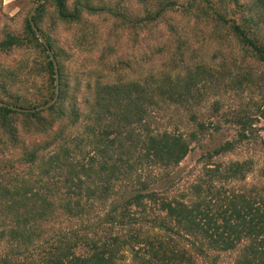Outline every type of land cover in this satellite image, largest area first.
<instances>
[{
    "label": "rangeland",
    "instance_id": "1",
    "mask_svg": "<svg viewBox=\"0 0 264 264\" xmlns=\"http://www.w3.org/2000/svg\"><path fill=\"white\" fill-rule=\"evenodd\" d=\"M39 1L0 0V42L9 36H17L24 41L19 47L0 48V99H6L7 93L20 96L23 108L39 107L49 101L53 93L51 75L45 70V55L30 40L26 30V19ZM88 1L95 8L104 10L97 13L84 11L78 21L64 22L57 17L55 6L49 1L41 25L52 44L54 55H58L63 85L69 91L66 117H69L75 101L78 103L79 121L72 123V120L65 119L46 130L44 123L38 124L34 120L26 125L21 120L19 122L24 124L18 125V142H13L0 130V178L20 176L40 182L51 180V185L57 183L47 197L54 205L55 215L34 224V229L41 225L39 242L43 243L42 246L55 244L59 236L84 234L85 229L91 238L103 235L106 227H89L103 221L114 201H121L123 195L131 194L144 185L148 186L147 193L154 192L165 201L184 200L189 204L195 200L192 185L206 179L209 168H224L240 162L247 164L246 178L234 183L216 180L215 188L223 186L226 190L236 187L257 191L264 187V62L223 21L235 20L254 40L264 45V8L259 9L255 0H240V5L230 0ZM66 2L72 9L76 0ZM168 2L173 5L154 21L129 23L156 16L158 9ZM111 12L125 14L127 22L120 21ZM124 85H138L147 97H152V93L158 97L157 106L148 108L141 125L135 127L137 132L141 128H151L154 135L177 133L188 140L191 133L197 134L196 140L190 142L188 156L179 166L166 170L146 163L134 166L131 162L124 167L121 157L115 154L121 143L97 156L98 146L102 150L107 149L105 145L116 134L103 135L105 130L113 129L111 122L114 119L101 113L97 133L89 135L93 126L89 119L91 106L101 88ZM167 87L174 89L169 91ZM163 90L167 93H161ZM42 116L43 119L51 117L49 113ZM102 139L104 143L99 144ZM121 139L122 144H129L128 139L123 140L124 135ZM72 142L78 145V152L73 151L75 154L68 162L77 164L84 161L86 164L96 154L99 160L97 169L105 163L108 168L112 164L122 165L118 179L111 182L114 190L106 202L92 198L88 202L89 193H83L86 198H73L74 192L78 191L72 190L64 181L69 178L72 168L55 166L51 169L54 179L42 178L48 158L63 152V145ZM226 143L233 145L230 152L210 158V153ZM138 148L141 153L142 147ZM33 149L40 150L35 164L26 162V152ZM139 152L133 161L139 157ZM124 158L129 159V156ZM49 168L48 164L46 169ZM108 174L103 173V178L107 179ZM91 180L87 179V184ZM72 198L79 205H85V215L72 217L65 206L61 207L66 199ZM161 203L162 200L158 199L156 202L145 200L146 213L139 207L134 208L137 223L121 233L124 236L139 234L142 238L146 234L160 236L166 242L174 239L194 253L192 243L201 246L200 242L179 233L174 220L160 210ZM160 217L166 218V224L172 231L152 227L151 222ZM248 243L245 241L229 252L207 251L209 257L205 260L194 256L201 264H235ZM8 244V241L0 242V261L13 254ZM80 250L83 248L77 252ZM22 261L23 257L14 256V263L21 264ZM121 264L136 262L126 252Z\"/></svg>",
    "mask_w": 264,
    "mask_h": 264
},
{
    "label": "trees",
    "instance_id": "2",
    "mask_svg": "<svg viewBox=\"0 0 264 264\" xmlns=\"http://www.w3.org/2000/svg\"><path fill=\"white\" fill-rule=\"evenodd\" d=\"M49 1L54 4L57 17L64 22L78 21L84 11L97 13L104 10L103 8H95L88 0H76L72 9L68 7L66 0H46L36 12L34 22L51 48H53L52 44L41 27L45 20L46 4ZM230 1L240 5V0ZM172 5L173 3L168 2L158 9L156 16H146L129 21V23L140 24L154 21ZM255 5L263 10L264 0H255ZM111 13L120 21L127 22L125 14ZM223 21L229 24L242 43L260 61L264 62V45L254 40L235 20ZM26 30L31 36L30 40L45 55V61L47 62L45 70L51 75L53 82V93L50 100L40 105L42 106L52 101L55 97V70L45 46L33 31L28 18L26 19ZM23 44L24 41L21 38L9 36L7 40L0 42V48L11 49ZM55 57L59 65L61 89L59 99L52 108L37 113L21 114L0 106V130L4 136L10 138L13 142L19 141L18 125L24 124L19 122L21 120L26 125L29 122H34V120L38 124L44 123L46 130L50 129L56 122L65 119L72 120V123L79 121L80 115L76 108L78 103L75 101L72 103L69 117H66L68 111L66 103L69 100V91L64 88L63 70L56 53ZM166 89L171 91L174 88L167 87ZM133 92L135 93L133 94ZM161 93L167 92L163 90ZM187 93L190 94L191 92L187 91ZM4 97L6 99H0V101L22 107L19 101L22 99L20 96L7 93ZM157 98L153 93L152 97H147L138 85L101 88L91 106V117L89 119L93 122V126L89 129V135L97 133L96 126L100 124V115L103 113L110 115L114 119L111 122L113 129L105 130L103 135L109 137L116 134V137L105 145L107 149L102 150L98 146L97 156L107 150L114 149L117 144L121 143L117 147L115 154L121 157L124 167H127L131 162H134V166L146 163L166 170L179 166L190 152V142L195 141L197 138L195 132L190 134L188 140L182 134L164 133L162 135H154L151 128H149L150 130L137 128L138 132L135 129L145 119L147 109L157 106ZM37 107L32 106L29 108ZM45 113L51 115L50 119L42 118ZM198 127L201 129L199 124ZM123 135V140L128 139L129 144L126 145L124 142L122 144L121 138ZM98 143L102 144L104 140H99ZM125 145L127 150H125ZM138 147H142L141 153L143 155L139 152ZM63 148H65L63 152L59 151L48 158L42 172V178L47 176L54 179L51 169L55 166L57 168H72L69 172V178H65L64 181L72 190L78 191L74 192L75 194L73 195L75 196L73 198L78 196L85 197L83 193H89L87 195L88 202L91 201V198L98 202H106L114 190L111 182L114 179H118L117 175L122 172V165L112 164L108 168L105 163L103 166L100 165V169H97L99 160H97L96 154L86 164L84 161H79L77 164L68 162L71 155L75 154L73 151H76L77 154L78 145L74 144V142L66 143ZM232 148V143H226L210 153V158L228 153ZM39 151V149H33L26 152V162L35 164ZM138 152L139 157L133 161ZM110 153L109 151L108 154ZM126 155L129 156V159L124 158ZM48 164L50 168L46 169ZM247 171V164L240 162L231 163L224 168L222 166L209 168L206 171V179L192 185L191 190L195 200L189 204L184 200L173 199L165 201L164 198H158L154 192L147 193L148 186L144 185L131 194L123 195L121 201H114L110 205V211L106 213L103 221L89 227L90 229L106 227L103 228V235H96L97 237L91 238L87 229H85L86 232L84 234L72 233V235L68 234L63 238L59 236L56 243L48 247L42 246L43 243L39 242L42 238L41 225L39 229H34V224L50 219L53 217L52 215H55L54 205L47 197H49L48 193L51 188L57 186V183L51 185V180L48 182L41 180L40 182L35 178H20V176L1 177L0 242L8 241V246L12 248L13 254L5 256L0 261V264H16L13 262L15 255L23 257L21 264H121L125 260L126 252L131 254L132 260L136 264H201L196 260L195 256L205 260L209 257L207 251H234L245 241H249V243L243 248V252L235 264H264V187L259 188L257 191L236 187L226 190L223 186L215 188L216 180L222 182L230 181V183L239 182L246 178ZM105 172L109 173L107 179L103 178V173ZM87 179H92L90 184H87ZM97 181L99 183H96ZM93 184H95V188L91 187ZM38 186H40V190ZM73 198L70 200L66 199L65 203L61 204V207L65 206L69 216L81 217L85 215V205H79L78 202L73 201ZM148 199L151 202H156L157 199L162 200L160 210L166 213L167 218L174 220L178 226L179 233L193 237L200 242L201 246L196 242L192 243L194 253L190 252L186 246H181L174 239H169L166 242L160 236L146 234L142 238L139 234L124 236L121 233L126 231V227L137 223L138 219L133 210L134 208L139 207L143 213H146L147 207L144 201ZM76 205L79 206L75 209ZM166 221V218L160 217L151 222V224L154 229L172 231ZM5 227L6 229H4ZM80 248H83V250L77 252Z\"/></svg>",
    "mask_w": 264,
    "mask_h": 264
},
{
    "label": "water",
    "instance_id": "3",
    "mask_svg": "<svg viewBox=\"0 0 264 264\" xmlns=\"http://www.w3.org/2000/svg\"><path fill=\"white\" fill-rule=\"evenodd\" d=\"M46 0H40L37 5L32 9L28 19L30 22V25L33 29V31L35 32V34L37 35V37L39 38L40 42L45 46V49L50 57V60L53 63L54 66V70H55V85H56V94L55 97L53 98V100L47 104H45L44 106H39L37 108H23V107H19V106H14V105H10L7 104L5 102L0 101V106L8 108L14 112H18L21 114H31V113H37V112H42V111H46L50 108H52L58 101L59 96H60V72H59V65L58 62L56 60V57L51 49V47L49 46V44L47 43L45 37L43 36V34L40 32L39 28L36 26L35 22H34V16L36 14V12L38 11V9L45 3Z\"/></svg>",
    "mask_w": 264,
    "mask_h": 264
}]
</instances>
